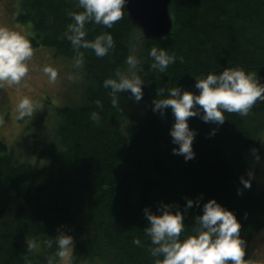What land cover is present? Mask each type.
<instances>
[{"label":"trees","instance_id":"16d2710c","mask_svg":"<svg viewBox=\"0 0 264 264\" xmlns=\"http://www.w3.org/2000/svg\"><path fill=\"white\" fill-rule=\"evenodd\" d=\"M16 1L12 19L27 28L32 47L51 49L75 65L77 53L64 33L73 22L68 13L82 11L77 0ZM168 10L174 25L163 40L144 39L124 9V18L112 28L85 25L88 40L107 32L115 48L103 58L80 49L84 65L73 87L77 104L68 100L52 110V139L31 134L35 163L14 161L0 140V264L55 261L60 231L74 240L71 264H155L144 209L159 214L161 205H171V211L179 210L183 240L195 234L196 217L210 199L240 222L247 264L251 236L264 230V189H257L253 177L245 188L241 177L253 172L245 161L259 147L264 101H257L247 116L226 113L222 125L189 118L195 132L190 160L173 153L179 145L170 135L171 108L161 115L153 111V101L161 88L198 94L196 79L225 68L243 69L264 84V0H172ZM152 47L175 53L176 62L164 72L151 68ZM129 55L138 59L133 71L144 84L140 110L126 133L122 122L131 100L121 92L119 107H113L103 82L115 78L117 69L127 73ZM93 111L98 121L90 119ZM188 199L193 200L190 208ZM137 238L139 245L133 243Z\"/></svg>","mask_w":264,"mask_h":264},{"label":"clouds","instance_id":"9594fccd","mask_svg":"<svg viewBox=\"0 0 264 264\" xmlns=\"http://www.w3.org/2000/svg\"><path fill=\"white\" fill-rule=\"evenodd\" d=\"M126 0H77L79 12H69L72 23L67 25L64 37L67 38L77 55L74 57L76 68L84 65V56L81 48L91 49L98 58L108 55L109 50L115 48L113 36L107 32L97 35L94 40L86 38V24L93 23L105 28H112L114 24L124 18L123 9ZM167 39V36H161ZM34 55L29 39L24 35L7 27L0 26V88L20 85L29 73L27 61ZM149 56L152 59L151 68L164 72L169 65L176 62L175 53L169 54L163 49L152 47ZM183 62V57L180 58ZM128 71L120 69L115 72V78H107L103 82L105 89H110L111 104L119 107L118 95L128 91L132 98L139 102L143 97L144 80L136 74L139 64L135 56L129 55L125 61ZM44 74L50 83H56L58 72L51 66L43 68ZM70 80L72 76L68 77ZM195 88L199 90L194 94L179 87L157 89V98L153 101V111L164 115L165 110L171 108L175 117L170 135L173 143L179 145L173 149L174 154L183 155L185 160L194 159L193 139L194 130L190 129L188 120L199 116L204 122L222 125L226 113L247 116L257 101H264V84L251 73L243 69L225 68L221 73H209L204 78L196 79ZM98 108H103L101 101H95ZM43 104L33 102L27 96L22 97L16 111L19 119L33 117L34 113L43 109ZM90 119L98 121L99 113L93 111ZM2 123V121H0ZM213 130V134H214ZM264 143V140H262ZM252 152L259 161L258 150ZM253 172H248V178L241 177L245 188L251 187ZM193 206V200L188 199L186 208ZM148 226L144 229L150 238L153 247L150 254L155 258V264H246L243 241L240 238L241 224L235 214L222 207L215 199L208 200L203 205V214L196 217L193 235L181 240L185 224L183 214L177 210L171 211V205H161L159 214L153 213L147 207L144 209ZM59 257L65 264H71L72 250L74 249L73 237L63 231L56 236ZM133 243L140 244L134 239ZM47 247L52 246V241L46 242ZM33 250L34 245H28ZM54 258L49 257L47 264H53Z\"/></svg>","mask_w":264,"mask_h":264},{"label":"rangeland","instance_id":"374dc122","mask_svg":"<svg viewBox=\"0 0 264 264\" xmlns=\"http://www.w3.org/2000/svg\"><path fill=\"white\" fill-rule=\"evenodd\" d=\"M0 0V26L7 27L26 37L27 28L17 24L12 19L16 12L17 1ZM12 4V5H11ZM139 32V31H138ZM140 33V32H139ZM139 33H135V39H139ZM34 55L27 61L29 73L20 85L0 88V140L3 141L9 150L14 161L32 162L36 160L30 155L31 134L45 136L52 139V110L62 106L65 102L77 104L78 92L74 89L76 81L80 74L79 68L64 57L53 53L47 48H33ZM51 66L58 72L56 83H50L48 77L44 74L43 68ZM72 76L73 79L68 77ZM131 100V106L127 110V117L122 122V129L128 133L132 118L140 110V103L131 97L130 92L124 91ZM27 96L33 102L43 104V109L34 113L33 117L18 118L16 106L19 100ZM71 98V99H70ZM44 138V137H43ZM264 131L261 135L258 147L260 156L256 160L255 154L246 156V165L253 170V178L257 189H264ZM258 184V185H257ZM54 264H65L59 257L55 258ZM247 264H264V230H259L251 236L247 252Z\"/></svg>","mask_w":264,"mask_h":264},{"label":"water","instance_id":"95a60500","mask_svg":"<svg viewBox=\"0 0 264 264\" xmlns=\"http://www.w3.org/2000/svg\"><path fill=\"white\" fill-rule=\"evenodd\" d=\"M172 0H126L127 18L140 30L144 39L157 40L168 36L174 21L168 7Z\"/></svg>","mask_w":264,"mask_h":264}]
</instances>
